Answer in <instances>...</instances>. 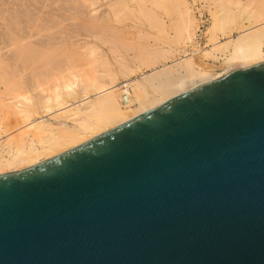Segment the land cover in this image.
<instances>
[{
	"label": "water",
	"instance_id": "1",
	"mask_svg": "<svg viewBox=\"0 0 264 264\" xmlns=\"http://www.w3.org/2000/svg\"><path fill=\"white\" fill-rule=\"evenodd\" d=\"M0 264H264V62L1 174Z\"/></svg>",
	"mask_w": 264,
	"mask_h": 264
},
{
	"label": "rangeland",
	"instance_id": "2",
	"mask_svg": "<svg viewBox=\"0 0 264 264\" xmlns=\"http://www.w3.org/2000/svg\"><path fill=\"white\" fill-rule=\"evenodd\" d=\"M19 1L21 3H18ZM33 1L8 0L7 3L0 0V121L2 122H0V137L3 138L1 140L3 142L8 137L29 129L26 126L31 120L43 116L51 125L57 126L63 114L62 110H58L60 103L64 99L73 100V94L87 78L98 76L100 80H106L110 75H114V79L120 85L131 83L132 80L141 78L143 73H150L153 63L174 65V59L176 61L184 57L181 52L184 49L188 53L193 52L194 49L195 51L210 50L207 61L214 66H220L225 62V53L212 50L214 43L225 41L229 35H237L238 31L235 29L242 22H247L245 17L250 8L260 10L259 12L264 16V0H240L250 6L243 15L238 14L239 0H124L123 2L116 0V3L115 0L109 2L99 0L101 4L98 0H88L92 6L85 2L86 0H83L85 3L81 0ZM68 1L72 3L74 1L75 5L70 2L72 4L70 6L78 9H70L69 4L67 5ZM185 1L192 9L197 22L192 41L187 40L186 33H181V19L184 17L182 9L184 10ZM10 2L15 6L11 11ZM25 2L28 5L27 9ZM94 2L98 5H94ZM22 3L25 7H21L24 6ZM5 4H9L7 6L10 8ZM16 4L22 5L16 6ZM29 6L32 8L28 9ZM144 6L145 11H143ZM42 7L45 9H41ZM19 9L25 11L20 13L23 14L22 17L27 18L29 25L24 17L22 19ZM147 9L149 12L146 11ZM213 12H220L226 17L232 16V20L226 21L223 27L215 30L213 41H209L208 28L212 25ZM16 14L18 17L14 20ZM71 15L74 16L70 18ZM9 17H12V20ZM18 18L20 21H17ZM89 19L97 22H93V25L97 24L92 26L94 28L85 26L87 22L88 26L89 23L92 24V20L89 22ZM101 19L106 23L99 25V22H103ZM13 23L17 24V30ZM108 23L112 26L110 27ZM25 24L30 27L29 30ZM20 26L23 31L20 30ZM46 37L50 39L47 40ZM48 44L52 46L46 49ZM238 68L245 67L238 65ZM147 92L152 94V88L148 87ZM9 109L12 114L9 113ZM13 110L14 114L18 111L15 116ZM20 112H27L30 120L26 121L20 117ZM8 114L12 115L10 121ZM5 115L9 116L8 119Z\"/></svg>",
	"mask_w": 264,
	"mask_h": 264
},
{
	"label": "bare ground",
	"instance_id": "3",
	"mask_svg": "<svg viewBox=\"0 0 264 264\" xmlns=\"http://www.w3.org/2000/svg\"><path fill=\"white\" fill-rule=\"evenodd\" d=\"M6 1L7 3H9L8 0ZM6 1L4 0V2ZM74 1L73 3L72 1H68L69 3H67V5L69 4L70 6L71 3L75 5ZM121 1L123 2L124 0H121ZM85 2L88 3L90 1L86 0ZM85 2L83 1V3ZM105 2L106 1H104V3ZM107 2H109V0ZM12 3L10 5L7 4L9 6L12 5L11 8L5 4L7 7L10 8L9 9L10 11L12 8L15 7L13 6ZM18 3H21V2L19 1ZM115 3H116V0H115ZM136 3H138V1ZM171 3H173V1ZM245 3L239 0L237 4L238 14L243 15V13L250 8L249 4H245ZM22 4H16V6L18 5L21 6ZM88 4L92 6L91 3H88ZM25 5L21 7H25L27 9V6H28L27 3ZM78 5L79 6L81 5V7L83 6L82 4H78ZM94 5L97 6L98 5L97 2L96 3L94 2ZM137 5H140V4H137ZM180 5H183V4H180ZM21 7L20 9H22ZM29 8L30 6L28 7V9ZM69 8L76 9L77 7L70 6ZM144 8L146 9L145 6L143 7V9ZM20 9H19V13L21 11L25 12L23 11L25 10L24 8L23 10H20ZM41 9H43V7ZM145 9L143 11H145ZM259 9H261V7ZM51 10L54 11L53 9ZM146 11L149 12V9H147ZM182 11L184 12V17L182 18L183 20L181 19V23H182L181 33L182 34L186 33L187 40L192 41L193 38L195 37V32L197 29L196 18L193 15L192 9H190L187 6L186 1L184 5V10L182 9ZM259 11L260 10H254L253 7L252 9L250 8V11L245 17L247 24L242 22L241 25L237 26L235 29L238 31L237 35L235 36L229 35L225 41L222 40V41H218L214 43L212 50L225 53V60H224L225 62L220 66H214L212 63L207 61V57H209L210 50L203 51V49H199L195 51L194 49L193 52L188 53L187 50L184 49L181 52H183L185 58L181 57L177 59L176 61H174L175 60L174 59L173 60L174 65H167L166 63L164 65L162 64L159 65L158 62L153 63L152 65L153 67H151V65L149 66V68L151 67V69L149 70L150 73H147V72L143 73L141 75V78H136L132 80L131 83L120 85L114 79L115 77L114 75H110L109 77L106 78V80H100L98 76L87 78V80L85 79L86 81L81 83L76 93L73 94L72 96L73 100L70 101V100L64 99L60 103L58 110H62L63 114L61 115L60 113L61 119L59 120L57 126L51 125L47 121L46 117L43 116L40 119L31 120L26 126L29 129L16 134V136L13 135L11 137H8V134H7L8 138L4 142L1 141L3 138L0 137V141H1L0 142V175L6 174L9 172L19 171V170L34 166L45 160H48L50 158L57 156L61 152L77 147L87 142L88 140L96 136H99L100 134L108 130H111L112 128H115L116 126L124 124L125 122H128L150 110H153L159 107L160 105L164 104L165 102H167L168 100L174 98L175 96L179 94H183L203 84H206L208 82L214 81L219 78H222L227 73H229L231 70L238 68V65L246 68V67H250L255 64L264 62V16ZM66 13L67 11L65 12V14ZM12 15L10 14V16ZM22 15L23 14H21V17ZM14 16H13L14 20H16V17H18L17 14ZM73 16L71 15L70 18ZM23 17L22 19L24 18H25L24 20L27 19L26 17L24 18ZM9 18L10 20H12L11 19L12 17H9ZM89 20H88L89 22H91L92 20V24L89 23V26H88V22H87L85 26L87 25L86 26L87 28H94L92 27L95 25V24L93 25V22L95 23L96 21H93V19H89ZM231 20H232V16L226 17L225 14L221 15L220 12H213L212 13V25L208 28L209 29L208 33L210 34L209 41H213V32L215 30H217L220 27H223V24H225L226 21L230 22ZM17 21H20L19 18L17 19ZM101 21L103 20L101 19ZM15 23L13 24L16 29L17 24L15 25ZM101 23L103 25L106 22L104 21L99 22V25H101ZM7 24L10 25L9 23ZM18 24H20V22ZM27 24L29 25L28 22ZM108 25L110 26L111 24L108 23ZM25 27H27L26 24H25ZM104 27L106 26H103V28ZM27 28H26L27 30L30 29V27H27ZM99 28L101 27L99 26ZM20 30H22V28ZM65 37H67V35H65ZM16 41H18V39ZM28 46H29V43H28ZM50 46L52 45H49L47 46V48L46 47L45 48L46 49L51 48ZM57 49L59 50V48ZM60 50H62L63 52V48H61ZM194 55L196 56L198 55V56L193 57ZM64 86H67V85L65 84ZM148 87L152 88L153 90L152 94L147 92ZM125 95H129L130 97L129 105H126L124 102L123 98ZM10 109H9V113L12 114V112H10ZM15 112L18 113V111H15ZM13 114H14V110H13ZM15 114L13 116H15ZM8 115L10 117L6 115L5 117L6 118L9 117V119L8 118L7 119L8 121H10V118L12 115L10 114ZM2 117L4 116H1V118ZM20 117H23L24 119H26V121L30 120L29 118L30 115L27 112H22L20 114ZM69 122L71 124H69Z\"/></svg>",
	"mask_w": 264,
	"mask_h": 264
},
{
	"label": "built area",
	"instance_id": "4",
	"mask_svg": "<svg viewBox=\"0 0 264 264\" xmlns=\"http://www.w3.org/2000/svg\"><path fill=\"white\" fill-rule=\"evenodd\" d=\"M123 99H124V102H125L126 105H129L130 104V97H129V95H125Z\"/></svg>",
	"mask_w": 264,
	"mask_h": 264
}]
</instances>
